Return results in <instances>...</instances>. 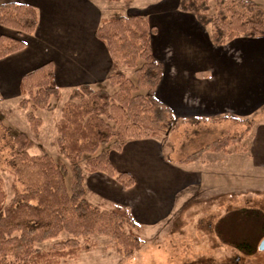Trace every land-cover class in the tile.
<instances>
[{"label": "trees", "instance_id": "16d2710c", "mask_svg": "<svg viewBox=\"0 0 264 264\" xmlns=\"http://www.w3.org/2000/svg\"><path fill=\"white\" fill-rule=\"evenodd\" d=\"M179 10L193 14L218 45L238 37L264 38V8L254 0H180ZM38 24L39 13L33 5L0 4V26L16 34L0 35V60L25 49L22 36L34 34ZM156 32L144 14L118 15L100 24L96 37L105 44L113 62L108 78L112 91L91 85L71 90L56 124L57 147L68 165L48 153L30 154L29 136L6 125L0 113V173L11 176L13 192L9 199L0 174V264H61L75 260L90 250V245L82 242L92 236L111 239L116 252L126 259L141 250L142 226L128 209L101 208L88 200L81 160L88 157L85 169L89 173H104L127 190L136 180L117 170L110 159L111 150L120 152L130 140H160L182 124L208 123L203 119L179 121L158 100L156 90L163 67L154 58L151 46ZM125 69L133 71L134 79ZM20 95L19 107L29 111L26 118L37 134L42 120L35 113L49 110L51 101L62 95L53 64L48 62L22 76ZM226 121L234 131L189 155L169 160L189 164L208 152H247L243 142L256 125V117H223L209 124ZM111 144V149H104ZM210 228L222 244L252 256L264 236V211L239 208L226 213ZM63 233L66 239L49 249L39 248Z\"/></svg>", "mask_w": 264, "mask_h": 264}, {"label": "crops", "instance_id": "0c3cea01", "mask_svg": "<svg viewBox=\"0 0 264 264\" xmlns=\"http://www.w3.org/2000/svg\"><path fill=\"white\" fill-rule=\"evenodd\" d=\"M153 1L156 4L138 9L157 29L151 46L154 58L163 67L156 90L158 100L179 121L203 119L212 123L223 117L249 118L254 113L260 114L264 109V38L238 37L218 45L212 41L209 29L193 14L179 10L180 0ZM6 2L36 7L39 24L34 34L22 36L25 49L0 62L20 57L36 47L41 52L33 55L26 64L28 67L22 70L11 64L10 69L2 72L0 66L2 91L16 83L20 93L22 76L48 62L53 64L61 91L108 83L113 62L96 32L109 17L103 18L97 0H0V4ZM3 34L16 36L15 32L0 26V35ZM256 120L247 152H208L189 164L170 161L160 140H130L120 152L112 150L109 155L118 171L135 178V185L125 190L115 179L97 172L91 173L90 188L111 207L128 209L142 226V238L150 228L171 219L195 196L200 198L216 192L213 196L224 203L229 199L226 194L234 191L233 184L243 173L249 174V178L253 176L255 183L257 176L264 175L261 172L264 170V119L259 115ZM231 176L235 179L231 180ZM211 205L219 207L217 201ZM239 208L230 209L224 215Z\"/></svg>", "mask_w": 264, "mask_h": 264}, {"label": "rangeland", "instance_id": "374dc122", "mask_svg": "<svg viewBox=\"0 0 264 264\" xmlns=\"http://www.w3.org/2000/svg\"><path fill=\"white\" fill-rule=\"evenodd\" d=\"M97 1L101 4L103 18L140 14L138 8L156 4L153 0ZM254 1L260 7L264 8V0ZM206 30L208 31L207 28ZM39 52H41V49L36 47L20 55V57H13L9 61L0 62L1 71L10 69L11 64H14L19 70H22L28 67L26 65L28 60ZM125 71L129 77L134 79L133 71L127 69ZM99 87H104L112 91L109 83ZM7 90L2 91L0 88V113L4 123L10 126L15 132H24L29 136L32 141V146L29 149L30 154L40 155L48 153L56 160H60L68 165V162L60 154L57 147L58 134L56 124L60 119L62 106L68 100L71 90L63 89L61 91V98L51 101V108L49 110H38L35 113L42 120L37 134L33 132L26 118V114L29 111L22 110L19 107L22 96L16 87V83L15 86H11ZM259 115L264 119V109L260 111V114L254 113L251 117H259ZM231 131H234V129H232V124L228 121L217 124L207 123L204 125L199 123L195 125L182 124L169 136L161 138L160 141L165 147V153L169 157L168 159L172 157L174 160H177L181 156L189 155L215 141L220 136L226 134V132ZM250 137L251 134L246 136L243 142L247 147ZM111 148L112 144L104 149ZM172 151L174 155H171ZM87 159L88 157H85L81 160L84 177L86 179L84 184L87 190V198L101 208H110L111 204L100 199L97 193L93 194L90 188L89 180L92 174L85 169V161ZM263 171L261 169V172ZM0 174L5 181V189L10 199L13 195L11 189L12 178L6 172ZM249 177V174L243 173L234 182L233 186L235 189L234 191H229L231 192L230 195L225 193L229 199L224 203L223 201L220 202L221 199L218 200L219 197L213 196L216 192L213 195L205 194V196L202 195L200 198H198L199 196L192 198L171 219L157 227L154 226L155 228H150L147 233H144L142 236L143 242L141 250L136 252L130 259H126L116 252L114 242L111 239L92 236L90 239L82 242L83 245H90L91 248L89 251L81 253L75 260L62 261L61 264H236V261L239 264H264V251L259 250V244L264 239V236L259 241L256 254L247 256L235 248L222 244L210 228L224 216L226 211L236 207H255L264 211V175L257 176L256 183L254 182L255 179H253V176L252 178ZM231 178V180H234L235 176H231ZM228 182L227 184H229ZM67 183L68 186L71 185L70 177L67 179ZM99 187L106 189L103 186ZM228 190H230V187L227 189V192ZM215 201H217L219 207H213L211 205ZM67 237L63 233L59 238L39 245V248L44 250L49 249L54 243L64 240Z\"/></svg>", "mask_w": 264, "mask_h": 264}, {"label": "water", "instance_id": "95a60500", "mask_svg": "<svg viewBox=\"0 0 264 264\" xmlns=\"http://www.w3.org/2000/svg\"><path fill=\"white\" fill-rule=\"evenodd\" d=\"M259 250L260 251H264V239L261 241V243L259 244Z\"/></svg>", "mask_w": 264, "mask_h": 264}, {"label": "flooded vegetation", "instance_id": "af4514ba", "mask_svg": "<svg viewBox=\"0 0 264 264\" xmlns=\"http://www.w3.org/2000/svg\"><path fill=\"white\" fill-rule=\"evenodd\" d=\"M236 264H239V262L236 261Z\"/></svg>", "mask_w": 264, "mask_h": 264}]
</instances>
